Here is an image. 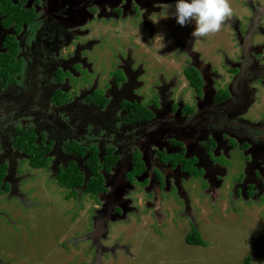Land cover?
I'll use <instances>...</instances> for the list:
<instances>
[{"label":"flooded vegetation","instance_id":"af4514ba","mask_svg":"<svg viewBox=\"0 0 264 264\" xmlns=\"http://www.w3.org/2000/svg\"><path fill=\"white\" fill-rule=\"evenodd\" d=\"M71 1L73 5L67 6V10H69L67 15L70 18L75 16L70 22L73 29L69 30L67 28L68 22L58 18H55L54 28L51 29L56 35V45H59L55 51L51 49L55 79L61 83L63 82L62 80L67 83V85L65 83L64 88L57 90L58 92L55 91L54 101L57 105L66 104L70 106L69 112L74 119V125L81 124V122H78L79 120L92 122L94 124L92 132L97 131V138H102L97 139L95 142H91L90 139L86 143L75 141L72 139L71 129L74 126L58 134L57 126L60 120H66L62 118H59L60 120L54 118L53 120L52 116L45 113H40L36 116V119L32 120L33 118L29 114L33 111L27 107L25 113H27L28 117L20 121L21 123H26L23 127L20 125L18 127L23 128L25 131L33 130L36 134L37 143L41 144V146L49 147L47 156L50 161L47 169L53 170L54 180L58 183L57 175L59 171L65 170L71 163H76L81 173L87 172V166L85 165L87 158L68 152V147L77 144L87 147L95 146L99 149L98 146L100 145L111 150L113 155H117L118 162L113 169L115 172L118 169L122 170L130 184L148 185V183L155 182L160 193L162 192L160 195L162 198L166 196L167 193L165 191L167 190L172 193H176L179 190L183 200H178L183 202L184 209L187 212L186 206L189 202V197L186 195L184 186L193 184L198 189L203 186L207 188L206 192L210 193L209 190L212 185L216 186L222 181L230 180L226 178L228 170V162L226 160L223 178L216 176L219 171H211L217 166L220 167L221 165L218 164L223 163L224 158L231 159L230 154L227 156L219 151L220 148L215 136L222 138V131H213L211 127L215 123L219 125L220 122L224 125L230 124L232 117L230 114L234 105L242 104L244 107L241 115L242 120L236 123L240 139L232 138L229 141L230 150L238 148L244 159L242 160L244 163L243 171L239 174V179L235 183L237 189L239 188L236 194L238 196L241 195L242 190L240 188L242 185L244 190H251L247 193L248 196L254 194L255 190L248 184L249 180H247L246 176L250 172H258V166L264 161V106H260L261 101L264 104V82L261 79L252 77L255 70L262 63L261 61L259 62L257 57L260 53L258 48L262 46V43L257 40L256 42L258 43H255L257 34L254 33L250 36L249 44H246L242 37H248L247 30L249 26L244 32L237 29V34L239 35L238 43L241 45L240 60L237 62L230 61L231 66L227 71L228 81L220 90H216L210 85L213 83L212 78L206 75V71L209 69L207 65L211 68V62L209 63V58L202 49V46L206 43L199 40L197 43L194 42L192 46L186 44L193 40L192 36L189 38L192 32L188 36L185 35L187 26L181 27L177 23L175 17L176 9L170 4L175 0L159 3V5H167L168 7L160 8L157 6L150 10L149 14H143V18L142 10L140 12L138 8L143 4L144 0H137L139 2L135 0H89L87 6L81 3L82 0ZM260 2L262 4V1ZM174 3H177V1ZM42 4V0H0V29L3 33V37L0 39V63L3 60L2 56L6 53L14 52L12 48L16 46L15 58L19 66V71L12 73L17 79L16 83H11L7 87L0 86V88H3L2 90H6V92L0 93V101H4V98H7L8 101L15 96L20 100L26 99L24 88L21 90L22 86H17V83L19 72H22L23 64L25 66V61H27L26 50L30 38L38 26H48L44 21L49 17H54L51 11L57 12L59 7L62 10L64 9V4H57L56 2H51L47 7H42ZM76 6L80 7L79 10L74 9ZM252 8L255 10V15L259 13L255 17V21H259L262 16V5L257 8L253 6ZM158 9L165 13H158ZM154 13L156 16H153ZM101 14L103 17H101ZM25 16L26 19L24 20ZM255 24V27H258V24ZM96 25L104 27L105 33H112L117 38L116 40H122V43L117 44L115 47L117 51L114 53L115 57L111 63L112 67L109 65V69L107 68L104 81L103 75L101 76L100 72H94L93 68L96 62L94 60L95 56L93 59L92 55H96L100 50L102 51L101 48L104 46H101L103 37L92 36L93 27ZM161 25L164 26L163 29H161ZM60 28L61 30H59ZM174 28H178L180 31L175 36L171 32ZM166 37L170 38L175 53L169 55L167 47H165L164 58L166 62L161 60L163 63L161 67H165V69H157L158 66L155 64L160 58L155 51H162L160 42ZM150 39L153 40L152 43ZM59 41L61 42L59 43ZM177 42L183 43L181 48L175 46ZM208 44L213 45L211 42ZM196 45L197 48L195 49ZM244 45H247L248 48H243L242 46ZM112 51H114L113 48ZM63 52L68 54L67 58L62 57ZM247 59L248 62H246ZM150 60L155 61L153 65ZM174 63L179 64V67H175ZM169 68L174 71V74L171 75ZM33 70L35 69L29 65L26 72L28 80L27 78L22 80L24 86L29 83L30 77L34 74L32 73ZM109 71L112 72L109 74ZM240 71L245 75L247 83L244 82V76L239 80ZM187 72L196 75L195 82L200 83L198 88L194 87L193 81L188 77ZM247 74L250 76L248 77ZM90 77L92 78L90 79ZM78 83L79 85H76ZM208 86H211L209 93L204 95V90ZM80 87H84V90H82L83 97L77 96L79 92L81 94ZM244 87L248 88L249 100L242 90ZM176 88L178 92L175 91ZM137 89L142 91L139 92ZM194 93H198L201 99L196 103L199 110H192L194 105L190 104V100L195 97ZM260 93H262V97H260ZM56 97H64L66 101L58 104ZM258 97L262 100H259ZM75 98L78 100L77 102L74 101ZM79 104L84 106L80 110ZM38 109L41 111V108ZM194 114L200 115V120L206 125L202 135L209 134V130L210 133H215V136L208 137L202 142L209 146L203 156L199 153L187 152L184 144L185 139L180 137L182 133L177 130L181 128L183 123L180 120L181 118ZM246 115L248 117H245ZM45 116H49L52 122L55 121V124L51 126L44 124L43 127L39 128L37 121L39 118L44 119ZM15 129L11 131L13 132L12 144L15 138ZM1 130L2 127L0 125ZM0 133H3V131ZM247 134H250L249 139L242 138ZM8 140H10V135ZM2 144L5 145L4 141H2ZM186 144L188 145L187 141ZM250 145L253 146L254 152H247V148ZM60 146L63 149L61 155L56 153L57 147ZM13 148L15 155H23L29 160V156L25 152L14 146ZM0 154L2 153L0 152ZM107 154L109 155L110 152H102L100 150L101 158ZM2 160H5V158ZM252 166L254 168L249 170L248 168ZM8 170L7 166L6 180ZM133 171H139L140 173L130 178L129 175ZM104 174L108 180L111 173ZM87 182L88 179L83 183L82 187L77 189L75 196L70 191V198L78 199V195L82 194L89 196L90 194L84 192ZM108 185L105 193L99 194L100 196L107 194L109 191ZM149 186L151 187L152 184ZM195 191L197 189L193 192ZM106 208L99 211V213L102 212L105 222L106 218L111 220L120 219L126 212L117 208L112 213L110 207L107 206ZM128 210H132V208ZM107 212L108 214H105ZM188 220L190 231L184 237L183 247L181 246L179 249L183 261L186 256L188 259L186 264L201 263L202 256L208 258V261H211L209 259L210 256L223 261L221 256L218 257V255L214 254L215 249L212 248L214 246L211 243H214L215 237L206 234L209 240H204L198 232V227L193 217L189 216ZM100 221L99 224H101ZM105 222L103 223L106 225ZM194 224L195 228L193 227ZM249 226L241 229L243 231L238 230L232 233L229 235L230 239L225 238L223 240L225 242L221 241L222 244L230 243L235 237L236 240L240 239L243 242L250 239L251 237L249 236L252 233V229H249ZM237 234H241L244 237L242 236L241 239ZM248 246L245 247V250H247L246 248L250 249V244ZM108 249L113 251L114 254L128 248L118 243ZM205 252H209L212 255L208 257L200 255V253ZM244 253L241 257L242 262L239 260V263L254 264L255 259L249 255L250 253ZM226 261L224 259L225 263Z\"/></svg>","mask_w":264,"mask_h":264},{"label":"rangeland","instance_id":"374dc122","mask_svg":"<svg viewBox=\"0 0 264 264\" xmlns=\"http://www.w3.org/2000/svg\"><path fill=\"white\" fill-rule=\"evenodd\" d=\"M164 1L171 2L172 0H144L138 8L139 11L142 10V18L143 14H149L153 8L157 6L161 8L159 3ZM51 2L64 4V9L59 7L57 12L51 11L54 17H49L44 21L48 26H38L30 38L26 50L28 62L25 61V66L23 64L17 83V86H22L21 90L24 88L26 99L20 100L15 96L8 101L7 98L0 101V125L2 127L0 132L3 131L0 133V152L2 153L0 154V166L4 164L8 166L7 180L11 187L10 192L0 196V264H186L187 256L183 261L179 249L184 244L185 235L190 231L189 216L193 217L198 232L204 240H209L206 234L215 237L214 243H211L214 246L212 248L215 249L214 254L223 258V261H219L216 257L210 256L209 259L214 261L212 263L208 261V258L202 256V262L198 264H224V259L227 260L225 264H240L239 260L241 261L244 252L250 253L249 255L255 259L254 264H264V161L258 166V172H250L246 176L249 180L248 184L254 188L255 193L248 196L247 193L251 190H244L242 185L240 188L242 190L241 195L236 194L239 188L237 189L235 183L243 171L244 163L242 160L244 159L238 148L230 150L229 141L232 138L240 139L236 123L242 120L241 115L244 111L242 104L234 105L230 114L232 116L230 124L224 125L220 122L219 125L215 123L211 127L213 131H222V138L215 136V133H210V130L209 134L202 135L206 125L202 123L201 116L198 114L180 119L183 123L181 128L177 130L182 133L180 137L185 139L184 144L187 152L199 153L203 156L209 146L202 142L214 135L220 153L227 156L230 154L232 159L226 157L223 163L218 164L221 165L220 167L211 169V171H219L216 176L222 177L227 161L226 178L230 179L222 181L216 186L212 185L209 190L211 194L207 193V188L203 186H199L201 189L193 186V184L184 186L186 195L189 197L186 206L187 212L183 202L178 200H183L179 190L176 193L167 190L165 191L166 196L163 195L164 198H162L160 197L162 192L160 193L155 182L148 183V185L130 184L125 173L119 169L117 172L111 169L108 178L109 191L105 196L96 198L82 194L78 195V199L70 198V191L59 186L54 180L53 170L34 169L29 165L26 157L13 153L14 148L11 142L13 132L11 131L18 125L24 126L26 122L21 123L20 121L28 117L25 113L27 107L33 111L29 114L33 118L32 120L36 119L40 113L52 116L53 120L54 118L66 120L61 121L59 119L58 134L74 126L71 129L72 139L75 141L86 143L88 139L95 142L102 138H97V131L92 132V128H94L92 122L79 120L78 122L81 124L74 125V119L69 112L70 106L66 104L57 105L54 101L55 91L64 88L66 82L62 80L61 83L55 79L51 49L55 51L59 45H56V35L51 29L54 28L55 18H58L67 21L69 24L67 28L72 30L73 26L70 22L75 16L70 18L67 15L69 11L67 6L73 5L71 0H42V7H47ZM229 2L233 9V15L225 23L222 30L215 35L200 39L206 43L202 49L209 58V63L211 62V68L207 65L209 69L206 71V75L212 78L213 83L210 85L216 90H220L228 81L227 71L231 66L230 61L237 62L240 60L241 45L238 43L237 29L244 32L248 26V37H242L246 44H249L250 36L254 33L257 34L255 43H258L256 40L262 43V46L258 48L260 53L257 56L259 62L262 63L252 77L264 82V0H229ZM81 3L87 6L89 0H82ZM173 3L170 4L175 9L176 3ZM259 5H262V16L259 21H255V17L259 13L255 15V10L252 7L257 8ZM79 8V6L74 7L75 10H79ZM158 11L160 14L165 13L161 9ZM101 17H103L102 14ZM255 23L258 24V27H255ZM163 27L161 25V29ZM186 29L185 35L188 36L194 30V23H189ZM189 29L191 30L189 31ZM172 30L173 36L180 32L178 28ZM98 31L100 32L98 33ZM92 33L93 37H103L101 41V46L104 45L101 48L102 51L92 55V58L95 56V59L93 58L96 62L95 67H93L94 72H100L104 81L107 68L109 69V65L112 67L114 53L117 51L115 47L117 44H121L122 40H116L117 38L110 32L105 33L104 27L101 25L94 26ZM2 37L3 33L0 29V39ZM150 42L152 43L153 40L150 39ZM195 42L197 43L199 40ZM210 42L213 45L208 44ZM193 43L194 40H191L186 44L192 46ZM160 45H162V51H155L160 58L155 65L158 66L157 69H165V67H161L163 64L161 60L166 62L164 58L165 47H167L169 55L174 54L175 50L169 37L162 40ZM182 45L183 43L179 42L175 44L178 48H181ZM242 47L248 48L247 45ZM69 55L71 54L69 53ZM62 57L67 58L68 54L63 52ZM150 62L153 65L155 61L150 60ZM29 65L35 70L32 71L34 74L30 77L29 83L24 86L22 80L26 78L28 80L26 72ZM174 66L179 67V64L174 63ZM169 70L171 75L174 74L171 68ZM111 72L109 71V74ZM240 74L238 75L239 80L244 76V82L247 83L245 75L241 71ZM247 76L250 75L247 74ZM173 86L175 87L174 83ZM211 86L205 88L204 95L209 93ZM80 88L81 94L79 92L77 96L83 97L82 90L84 87ZM2 89L0 88V93L6 92L5 89ZM242 90L248 98L250 96L247 93L248 88L244 87ZM137 91L141 92L142 90L137 89ZM175 91L178 92L177 88ZM194 96L190 100V104L194 105L192 110H199L196 103L201 99L198 93H194ZM260 97H262V93H260ZM259 100L262 99L259 98ZM74 101L77 102L78 100L75 98ZM262 104L261 101L260 106H264ZM79 105V110L84 107L82 104ZM38 108H41V111ZM49 116L38 119L39 128L43 127L44 124L50 126L55 124V121L52 122ZM9 135L10 140H8ZM249 137L250 134H247L242 138L249 139ZM2 141L5 145L2 144ZM98 147L102 152H108L106 147L100 145ZM62 150L61 146L57 147L56 153L61 155ZM248 151L254 152L252 145L247 148ZM3 158L5 160H2ZM253 168L252 166L248 169L252 170ZM195 189L197 191L193 192ZM107 206L110 207L112 213L117 208L126 212L120 219L106 218L105 222L102 212L99 213V211L107 209ZM131 208L132 210H128ZM101 219L103 220L100 221ZM247 226L252 229L250 239L243 242L240 239L236 240L235 237L231 240L232 242L222 244L225 242L223 241L225 238L230 239L229 235L238 230L243 231L241 229H245ZM193 227H196L195 224ZM237 236L241 238L243 235L237 234ZM118 243L128 249L113 254V251L108 248ZM211 244L209 243V245ZM249 244L250 249L246 248L247 250H245ZM200 255L208 257L212 254L205 252L200 253Z\"/></svg>","mask_w":264,"mask_h":264},{"label":"trees","instance_id":"16d2710c","mask_svg":"<svg viewBox=\"0 0 264 264\" xmlns=\"http://www.w3.org/2000/svg\"><path fill=\"white\" fill-rule=\"evenodd\" d=\"M26 15V14H25ZM24 20L26 19L23 18ZM14 52L6 53L2 56L3 60L0 63V86L7 87L15 84L17 79L14 74L19 71V66L16 63V46L12 48ZM188 77L193 81L194 87L198 88L200 83L195 82L196 75H192L191 72H187ZM59 75V74H58ZM66 98V96H64ZM64 97H56L58 104L66 101ZM13 146L20 151L25 152L28 157V163L35 169H47L49 165V158L47 151L49 147L41 146L36 141V134L33 130L25 131L23 128L17 127L15 129V138L13 140ZM68 152L74 153L81 157H86L85 162L86 171L81 173L79 166L76 163H71L65 170H60L57 178L58 184L65 187L74 194H77V189L83 186V183L88 179L87 185L84 188V192L90 194L92 197L100 196L99 194L105 193L107 190L108 180L104 173H110L118 162L117 155H113L111 150H108L110 154L101 158L100 150L95 147L80 146L77 144L68 147ZM143 168V167H142ZM138 170V169H136ZM139 171H133L129 177L133 178L139 174ZM7 166H0V196L10 191V186L6 180ZM128 177V178H129ZM105 184V185H104ZM196 235V234H195ZM196 238V237H195Z\"/></svg>","mask_w":264,"mask_h":264},{"label":"clouds","instance_id":"9594fccd","mask_svg":"<svg viewBox=\"0 0 264 264\" xmlns=\"http://www.w3.org/2000/svg\"><path fill=\"white\" fill-rule=\"evenodd\" d=\"M175 9L176 21L181 27L194 23L191 33L194 42L219 33L233 15L229 0H177Z\"/></svg>","mask_w":264,"mask_h":264}]
</instances>
